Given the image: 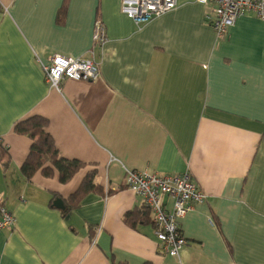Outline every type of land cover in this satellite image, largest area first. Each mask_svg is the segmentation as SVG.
<instances>
[{"label":"crops","instance_id":"0c3cea01","mask_svg":"<svg viewBox=\"0 0 264 264\" xmlns=\"http://www.w3.org/2000/svg\"><path fill=\"white\" fill-rule=\"evenodd\" d=\"M121 1L0 0V201L16 219L0 230V264H264V19L241 17L218 39L212 4L177 0L137 26ZM52 55L92 59L100 78L55 91L42 71ZM34 115L84 164L66 184L20 174L31 140L14 125ZM128 170L187 172L206 196L179 222L178 257L160 250L150 213L124 223L145 207ZM93 171L100 190L62 214L54 201Z\"/></svg>","mask_w":264,"mask_h":264},{"label":"built area","instance_id":"2783aa9c","mask_svg":"<svg viewBox=\"0 0 264 264\" xmlns=\"http://www.w3.org/2000/svg\"><path fill=\"white\" fill-rule=\"evenodd\" d=\"M199 4H212L207 20L218 39L224 38L235 21L244 16L264 19V0H196ZM177 7V0H122L121 10L137 26L160 17ZM106 41L105 29L100 22L94 28V45ZM44 80L51 89L60 91L63 80L95 82L100 78L99 67L92 59L66 58L52 55L42 65ZM125 187L142 198L151 215L153 232L160 250L178 257L187 245L179 222L197 205L206 201L189 173L157 175L146 171L128 170ZM169 199L171 205L165 200ZM16 219L4 206L0 208V230L14 228Z\"/></svg>","mask_w":264,"mask_h":264},{"label":"trees","instance_id":"16d2710c","mask_svg":"<svg viewBox=\"0 0 264 264\" xmlns=\"http://www.w3.org/2000/svg\"><path fill=\"white\" fill-rule=\"evenodd\" d=\"M62 21V15L58 22ZM48 121L41 116H31L17 122L14 125V132L26 136L31 140L28 155L21 166L20 174L30 180L37 172L43 177L49 178L57 174L61 184L68 183L78 173L84 164L77 160H68L62 157L54 143L53 138L47 131ZM96 172L88 173L82 180L78 189L64 202L62 214H66L79 206L81 200L91 192L99 191L95 182ZM0 201V208L3 207ZM149 211L146 207L138 211H130L124 216V223L132 229H136L137 223L146 222Z\"/></svg>","mask_w":264,"mask_h":264},{"label":"water","instance_id":"95a60500","mask_svg":"<svg viewBox=\"0 0 264 264\" xmlns=\"http://www.w3.org/2000/svg\"><path fill=\"white\" fill-rule=\"evenodd\" d=\"M53 204L58 210L64 209V203L61 199H56Z\"/></svg>","mask_w":264,"mask_h":264}]
</instances>
